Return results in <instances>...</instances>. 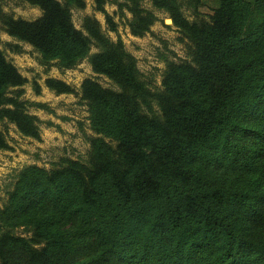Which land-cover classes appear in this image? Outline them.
<instances>
[{
	"label": "trees",
	"instance_id": "1",
	"mask_svg": "<svg viewBox=\"0 0 264 264\" xmlns=\"http://www.w3.org/2000/svg\"><path fill=\"white\" fill-rule=\"evenodd\" d=\"M26 1L43 13L27 20L0 11L9 35L64 69L97 43L92 67L120 89L82 83L95 133L87 160L19 172L0 207V264H264V0H202L212 13L194 21L181 8L193 0H153L192 44L191 60L169 63L161 92L120 39L91 18L88 34L76 27L72 8L85 0ZM95 1L105 11L106 0ZM111 1L132 13L135 35L157 19L140 0ZM26 81L0 49V120L37 138L40 119L21 96ZM46 83L73 91L60 79ZM92 241L97 253L80 257Z\"/></svg>",
	"mask_w": 264,
	"mask_h": 264
},
{
	"label": "rangeland",
	"instance_id": "2",
	"mask_svg": "<svg viewBox=\"0 0 264 264\" xmlns=\"http://www.w3.org/2000/svg\"><path fill=\"white\" fill-rule=\"evenodd\" d=\"M140 1L143 7L157 15L150 30L142 36L133 34L130 29L128 22L132 13L127 8L120 10L118 4L111 0L104 3L106 12L98 9L95 0H85L83 8H72V18L76 27L86 34V20L91 18L110 40L117 42L120 39L127 51L137 59L141 78L153 92H161L169 63L191 60L192 44L174 24L167 10L155 7L153 0ZM181 8L190 21L209 18L212 13L202 0L183 1ZM0 11L27 20L37 19L43 13L39 6L31 5L26 0H0ZM106 13L117 23V30L110 29ZM0 49L27 79L22 86L21 96L27 101V111L40 119V134L37 138L23 135L7 118L0 120V128L7 141V147L0 149V207H4L17 176L24 167L37 165L54 169L63 165L67 158L88 159L90 139L95 133L91 129L88 105L82 98L83 81L92 78L106 88H120L111 78L93 69L91 57L101 50L97 43L92 45L90 54L73 68H60L55 62L47 65L42 63L41 55L33 45L9 35L0 20ZM49 78L66 82L73 91L57 93L47 86ZM36 103L45 106H38ZM156 103L154 106L158 108ZM16 233L31 235L24 227L16 229ZM80 252V257L91 258L97 253V247L92 241ZM111 264L117 263L111 261Z\"/></svg>",
	"mask_w": 264,
	"mask_h": 264
}]
</instances>
